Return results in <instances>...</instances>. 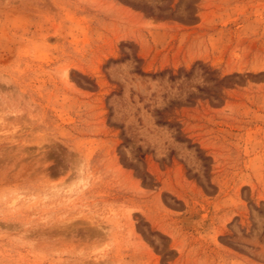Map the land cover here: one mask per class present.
Wrapping results in <instances>:
<instances>
[{"label": "rangeland", "instance_id": "374dc122", "mask_svg": "<svg viewBox=\"0 0 264 264\" xmlns=\"http://www.w3.org/2000/svg\"><path fill=\"white\" fill-rule=\"evenodd\" d=\"M0 264H264V0H0Z\"/></svg>", "mask_w": 264, "mask_h": 264}]
</instances>
